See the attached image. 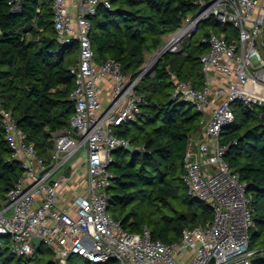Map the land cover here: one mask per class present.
I'll return each mask as SVG.
<instances>
[{
    "label": "built area",
    "instance_id": "1",
    "mask_svg": "<svg viewBox=\"0 0 264 264\" xmlns=\"http://www.w3.org/2000/svg\"><path fill=\"white\" fill-rule=\"evenodd\" d=\"M8 3L17 7L20 0ZM195 4V11L160 50H181L183 40L209 18L235 31L229 39L213 32L202 38L208 45L199 56L202 88L171 74L174 95L203 115V132L190 138L183 156L181 180L189 197L211 207V222L184 228L179 241L166 243L153 239L146 227L140 233L127 232L111 217L107 188L113 177V151L129 146L115 130L140 112L143 98L135 89L147 69L141 67L132 77L111 59L94 61L90 18L100 5L109 7L108 0H51L57 40L76 45L69 94L74 113L69 126L54 134L44 159L11 112L0 110L4 139L22 168L0 201V235H9L15 254L31 255L37 247L35 237L53 251L55 264H66L71 255L94 263L113 259L117 264H253L256 250L249 246L253 221L246 185L225 161L226 147L219 137L234 120L232 104L264 105V0ZM72 183L79 189L68 194L66 187Z\"/></svg>",
    "mask_w": 264,
    "mask_h": 264
},
{
    "label": "trees",
    "instance_id": "2",
    "mask_svg": "<svg viewBox=\"0 0 264 264\" xmlns=\"http://www.w3.org/2000/svg\"><path fill=\"white\" fill-rule=\"evenodd\" d=\"M196 0H108L90 18L94 61L111 59L121 72L135 77L145 53L157 50L163 35L175 32L196 9ZM0 0V110L10 111L37 154L47 159L54 134L69 126L74 105L69 99L74 74V45L57 40L51 0H23L17 7ZM210 30L181 50L164 52L154 63L152 78L144 75L136 86L143 98L135 119L117 126L115 133L132 150L116 148L107 210L127 232L147 228L153 239L179 241L184 228L207 225L212 209L187 195L181 180L183 156L191 137L201 136L203 115L174 95L171 74L200 89L204 83L199 56L210 32L235 36L230 24L209 18ZM198 29V27H197ZM234 120L220 131L219 140L233 172L246 185L253 225L249 246L256 250L253 264H264V105H231ZM0 125V201L20 177ZM0 264H55L53 251L40 245L31 255H17L9 236L0 235ZM71 255L66 264H76ZM117 264L113 259L100 263Z\"/></svg>",
    "mask_w": 264,
    "mask_h": 264
},
{
    "label": "rangeland",
    "instance_id": "3",
    "mask_svg": "<svg viewBox=\"0 0 264 264\" xmlns=\"http://www.w3.org/2000/svg\"><path fill=\"white\" fill-rule=\"evenodd\" d=\"M205 21L206 20L202 21L199 24L198 29H197V32L193 35L194 36V39L199 38L201 36L202 32L207 31V30L209 31L211 29L210 26L205 23ZM175 32H172V33L168 34L167 36L164 37V39L168 38V36L174 34ZM187 40H188V38L187 39H184L182 44L183 45L186 44ZM73 49L75 50L74 53H73V55H75V58H74V60H75L76 59V56H77L76 45H74V48ZM159 51H160V47L157 50L151 52L150 54H147L146 59H145V62L142 65V68H145L146 67V69H147L146 72H145V75L148 74L150 78H152V76H153L152 68H153L154 63L151 66H150V64H151V61L156 56V53H158ZM72 65L70 67H72ZM193 109L195 110V107H193ZM82 168H83V166L81 167V169ZM0 240L2 242V241H4V238H0ZM9 240H10V237H9ZM84 261H85V259L83 257L78 256V255H75L74 256V262L76 264L83 263Z\"/></svg>",
    "mask_w": 264,
    "mask_h": 264
},
{
    "label": "water",
    "instance_id": "4",
    "mask_svg": "<svg viewBox=\"0 0 264 264\" xmlns=\"http://www.w3.org/2000/svg\"><path fill=\"white\" fill-rule=\"evenodd\" d=\"M22 2H23V0H20V3H22ZM165 51H166V47L161 48V50H160V51L158 52V54L156 55V57H155L153 63L157 62L158 59L160 58V56H161ZM185 103H186V102H185ZM187 104H188V103H187ZM127 149H128V150H132V148H131L130 146H128ZM5 236H9V235L7 234V235H5ZM33 243H34L37 247L40 246V245H42L41 240H40L39 238H35V237L33 238ZM255 260H256V258H253V259H252V262L254 263Z\"/></svg>",
    "mask_w": 264,
    "mask_h": 264
},
{
    "label": "crops",
    "instance_id": "5",
    "mask_svg": "<svg viewBox=\"0 0 264 264\" xmlns=\"http://www.w3.org/2000/svg\"><path fill=\"white\" fill-rule=\"evenodd\" d=\"M168 34H170V33H167V34H165V35H163V42H164V37L165 36H167ZM151 52H146L145 53V59H146V56H147V54H150ZM75 61H76V59H75ZM212 82H214V83H216L217 82V80H216V78H212ZM79 189V187L78 186H76V184H69L67 187H66V192L69 194V193H74L75 191H77Z\"/></svg>",
    "mask_w": 264,
    "mask_h": 264
}]
</instances>
